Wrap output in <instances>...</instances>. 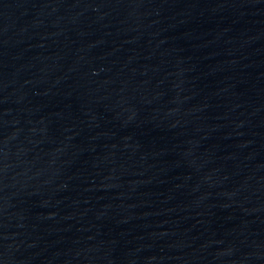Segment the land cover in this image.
<instances>
[{"label":"water","instance_id":"water-1","mask_svg":"<svg viewBox=\"0 0 264 264\" xmlns=\"http://www.w3.org/2000/svg\"><path fill=\"white\" fill-rule=\"evenodd\" d=\"M0 264H264V0H0Z\"/></svg>","mask_w":264,"mask_h":264}]
</instances>
